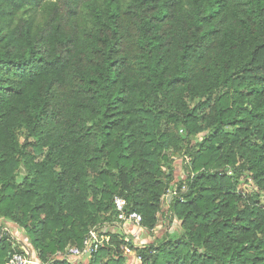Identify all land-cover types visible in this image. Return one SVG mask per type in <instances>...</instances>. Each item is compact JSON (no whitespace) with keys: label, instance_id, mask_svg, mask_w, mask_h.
<instances>
[{"label":"trees","instance_id":"obj_1","mask_svg":"<svg viewBox=\"0 0 264 264\" xmlns=\"http://www.w3.org/2000/svg\"><path fill=\"white\" fill-rule=\"evenodd\" d=\"M175 154L182 233L110 232L82 264H129L125 245L142 264H264V0H0V264L20 250L4 220L77 264L54 255L116 220L114 195L152 230Z\"/></svg>","mask_w":264,"mask_h":264},{"label":"built area","instance_id":"obj_2","mask_svg":"<svg viewBox=\"0 0 264 264\" xmlns=\"http://www.w3.org/2000/svg\"><path fill=\"white\" fill-rule=\"evenodd\" d=\"M188 161V158L185 157ZM193 173H190L189 176L193 177ZM186 174H184V177ZM182 177V178H184ZM187 186L182 184L180 192H184ZM171 189V188H170ZM170 194L168 199V205L173 201V197L178 194V191L174 188L168 190L162 197V201L166 195ZM113 204L116 211V220L113 223H118L121 225L124 232H131L132 237L136 236L139 231H142L144 228L142 226V217L139 213L135 211H129L126 208V201L123 197L119 195H114ZM103 227V228H102ZM100 229L96 226L91 227L87 234L84 236L80 245H71L68 246L64 251H57L54 255L55 259H65L69 262H79L80 260H85L89 258L92 253L96 252L99 247L104 243L109 242V233L112 232L108 226H102ZM7 232H10L11 237L19 244L20 250H13L9 254V258L6 260L5 264H49L48 261H41L40 258L34 253L27 243L23 242L19 238L14 237L15 234L11 233L9 229L5 228ZM129 255H133L135 264H142V259L134 251L133 253L129 248H126L125 251Z\"/></svg>","mask_w":264,"mask_h":264},{"label":"rangeland","instance_id":"obj_3","mask_svg":"<svg viewBox=\"0 0 264 264\" xmlns=\"http://www.w3.org/2000/svg\"><path fill=\"white\" fill-rule=\"evenodd\" d=\"M203 135H204V132H198L192 138V143H194L196 141V139H201V137ZM185 157H187V156L182 155V154H175V155L171 156V158L173 159V162H171L172 170H173L171 189H174V188L176 189V185L178 183V180L180 178L184 177L185 172H187V170H188L186 168L187 159ZM163 169H165V167ZM19 172L23 173L24 169L20 168ZM237 188L239 191L243 192V194H246V195H253L257 191L254 183L252 182V180L249 177H242L240 182L237 184ZM171 189H169V190H171ZM170 196H171L170 194L166 195L162 201L161 213L159 214L158 224L156 225V227L150 231L144 228L142 231H139L136 234V236H133V241L136 242V244H141V243L156 244V243H158L157 241L161 240L163 237L174 239L176 236H179L182 233L181 221L177 218V216L175 214L172 213L171 210L168 209V207H169L168 199L170 198ZM260 200H261V205H262L264 202V196H260ZM2 222H3V224H2L3 227L9 229V231H11V233L15 234L14 237L19 238L20 240H22L25 243L29 242L26 240V235L24 233V230L20 226L16 225L15 223H13L11 221H7V220H4ZM102 226H108V228L112 232H118V231H120L122 233L124 232L122 230L121 225H119L118 223L112 222L109 225L97 224L98 229H100ZM8 233H9V236H11L10 232H8ZM124 233L132 235V233L129 231L124 232ZM10 238H9V240H10ZM126 248H129L132 253H133V249H131L130 246H128V245H125L122 247V251H123L122 255H124L129 261L130 256H129V254H127L125 252ZM87 260H88V258H85V260H80L81 262L78 264H82ZM49 264H52V262Z\"/></svg>","mask_w":264,"mask_h":264},{"label":"crops","instance_id":"obj_4","mask_svg":"<svg viewBox=\"0 0 264 264\" xmlns=\"http://www.w3.org/2000/svg\"><path fill=\"white\" fill-rule=\"evenodd\" d=\"M128 235H129V238H130L131 240H133L132 235H130V234H128ZM129 256H130V259H129V261H128V262H130L129 264H135L133 255H129ZM78 263H79V262H77V264H78Z\"/></svg>","mask_w":264,"mask_h":264}]
</instances>
